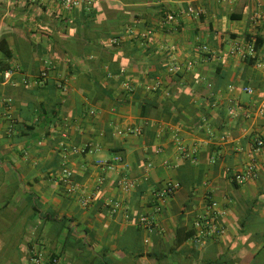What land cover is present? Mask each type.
<instances>
[{"label": "crops", "instance_id": "0c3cea01", "mask_svg": "<svg viewBox=\"0 0 264 264\" xmlns=\"http://www.w3.org/2000/svg\"><path fill=\"white\" fill-rule=\"evenodd\" d=\"M1 40L0 264L33 249L60 264H264V0H0ZM117 154V170L98 164ZM167 181L180 188L156 215ZM212 201L225 232L206 236Z\"/></svg>", "mask_w": 264, "mask_h": 264}, {"label": "built area", "instance_id": "2783aa9c", "mask_svg": "<svg viewBox=\"0 0 264 264\" xmlns=\"http://www.w3.org/2000/svg\"><path fill=\"white\" fill-rule=\"evenodd\" d=\"M62 1V4L66 10H73L77 8L82 0H60ZM187 3H192V2H199L201 0H184ZM189 12L191 14H196L198 15L193 8H189ZM176 22V17L174 15H168L165 19L166 24H174ZM147 34H152L151 30L147 32ZM112 43L114 45H119L120 44V39L119 38H114L112 40ZM202 50L206 52L208 50L207 46H203ZM238 50V49H237ZM238 52V51H237ZM241 57L243 59H248V58H254L256 55V49L253 44H250L246 46L245 48H240L239 51ZM195 63L193 61H185L182 63H172L169 68L168 72L172 75L179 74L183 70L185 71H192L194 70ZM49 76V72L46 70L42 76L41 79L45 80ZM162 84L161 81H156L155 83L149 85L147 89L151 92H156L157 90L161 89ZM62 88V86H61ZM65 88V87H63ZM245 92L249 94H253V89L246 87L243 89ZM236 110L234 108H231L229 110L230 115H235ZM139 130H131V133H137ZM262 146V142L258 141L257 142V148L258 150L260 149L259 147ZM182 153L184 155L186 154L185 149H181ZM100 166H102L106 170H117V166H120L123 164V158L117 154L115 155L114 159L112 162H98ZM72 172L68 169L63 170V179L62 181L67 185V186H73V179H72ZM255 176L254 172V167H250L246 172L244 173H234L232 176L233 182L236 184L242 185L245 182H247L249 179L253 178ZM103 180V179H102ZM118 183L123 189H125L127 192L132 190L135 186L133 182L128 180L126 177H119ZM180 184L178 182L174 181H167L163 185L161 189L157 191L155 194L156 200L154 204V210L155 214L161 213L166 205L168 204L169 200L175 195V193L179 190ZM96 194L92 195H87L83 197L81 200V205L83 208H89L95 199ZM114 207L117 208V204H113ZM219 205L217 202L212 201L209 205L208 208V216L205 219V223H198L197 226L201 229L202 234L204 235H212V234H221L225 232V228L223 226H220L218 224V215L220 214L219 212ZM139 225L146 229L149 232H153L156 228H158V223L156 221L155 216H142L139 220ZM30 264H60L59 258L57 257H48L46 254H44L41 251L34 250L31 252V257H30Z\"/></svg>", "mask_w": 264, "mask_h": 264}, {"label": "trees", "instance_id": "16d2710c", "mask_svg": "<svg viewBox=\"0 0 264 264\" xmlns=\"http://www.w3.org/2000/svg\"><path fill=\"white\" fill-rule=\"evenodd\" d=\"M257 47H258V44L257 45H255V49L257 50ZM0 52H3L4 54H5V56H6V58H7V60L8 59H10V53L6 50V48H5V42H4V40H1L0 41ZM8 70V68L6 67V63L3 65V64H1L0 63V72H5V71H7ZM118 73V72H117ZM123 99H121V100H119L120 102L122 101Z\"/></svg>", "mask_w": 264, "mask_h": 264}]
</instances>
